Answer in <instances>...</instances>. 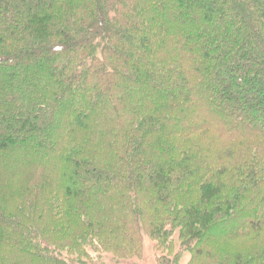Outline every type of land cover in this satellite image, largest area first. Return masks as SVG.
<instances>
[{
	"label": "trees",
	"instance_id": "obj_1",
	"mask_svg": "<svg viewBox=\"0 0 264 264\" xmlns=\"http://www.w3.org/2000/svg\"><path fill=\"white\" fill-rule=\"evenodd\" d=\"M143 232L264 264V0H0V264Z\"/></svg>",
	"mask_w": 264,
	"mask_h": 264
},
{
	"label": "rangeland",
	"instance_id": "obj_2",
	"mask_svg": "<svg viewBox=\"0 0 264 264\" xmlns=\"http://www.w3.org/2000/svg\"><path fill=\"white\" fill-rule=\"evenodd\" d=\"M179 244L175 248L176 253H179L180 264H189L191 261V253L189 251H181ZM176 253L174 255H176ZM161 252L156 249L155 241L149 236V234L142 233L141 239V251L139 254L128 257H118L114 253L105 252L99 256L97 253H92L93 259L102 264H163L161 260Z\"/></svg>",
	"mask_w": 264,
	"mask_h": 264
}]
</instances>
